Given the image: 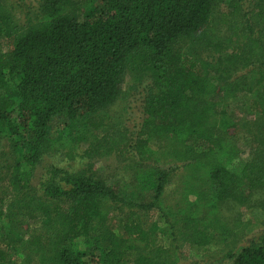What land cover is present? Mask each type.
Masks as SVG:
<instances>
[{
	"label": "trees",
	"instance_id": "1",
	"mask_svg": "<svg viewBox=\"0 0 264 264\" xmlns=\"http://www.w3.org/2000/svg\"><path fill=\"white\" fill-rule=\"evenodd\" d=\"M222 25L228 36H215ZM130 72L145 80L133 96L138 133L110 126L107 114ZM241 94L254 118L240 127L251 152L233 168L238 134L226 102ZM1 140L10 158L0 163V200L11 198L0 212V264H175L171 249L185 245L212 264L206 257L232 228L202 219L201 208L246 207L264 226V205L249 204L264 191V0H0ZM62 148L84 167L52 168L36 188L43 158ZM106 156L130 163V192L97 171ZM153 212L158 229L143 221ZM222 253L230 264H264V237Z\"/></svg>",
	"mask_w": 264,
	"mask_h": 264
},
{
	"label": "rangeland",
	"instance_id": "2",
	"mask_svg": "<svg viewBox=\"0 0 264 264\" xmlns=\"http://www.w3.org/2000/svg\"><path fill=\"white\" fill-rule=\"evenodd\" d=\"M227 4L223 2L219 8L217 9V13L223 12L227 10ZM228 30L225 26H221L220 30L215 33V36H228ZM245 73L235 74L233 75V80L230 82L232 83H239L236 79H244L246 78ZM250 75L249 77H251ZM253 77V76H252ZM145 85V80L143 79H136L135 74L129 73L124 80L123 84V94L121 99L118 100L114 105H112L108 110L107 114L109 116V125H123L126 126L131 132L138 133L140 122H141V109L137 97H133L136 95V88ZM241 94L238 96L237 100L232 103V99L226 102L228 106L227 111L231 114L233 120L235 121V132L238 134L236 137L237 146L239 148V158L235 162H233L234 166H239L243 162L247 161L250 157V142L246 134L243 133V130L240 129L241 123L243 119L253 120V115H247L245 111H247V100L244 102ZM228 103V104H227ZM232 122V121H231ZM88 142L85 141L83 143V147H87ZM6 150V151H5ZM7 141L1 140L0 141V163L4 162L5 160L9 159L10 155L8 153ZM4 152L7 154L4 155ZM3 153V158H1V154ZM67 149L62 148V150H57L54 153L49 154L47 157L43 158L42 163L39 165V168L36 171V177L33 180V184L36 188L40 189L42 181L48 177V172L52 168H63L72 171H76L84 167L86 161L77 160L71 161L67 158ZM129 162V161H128ZM125 163H122L120 160H117L113 156H106L102 158H97L95 160V166L97 171L107 180V182L113 186L121 187L123 190H128L130 192L131 189L125 187L123 185L124 181L132 178L130 175V163H127L125 167ZM2 177H6V172L4 170L0 171ZM43 176V180L41 177ZM130 177V178H129ZM7 181L0 183V199L5 197ZM179 192V188L176 187L175 190L170 191L169 197L173 201L176 194ZM39 193L38 196H40ZM11 198V197H10ZM10 198L6 199L5 201L0 200V212H4L6 205L10 201ZM194 196H191L190 199H193ZM250 205H264V191L258 190L256 193L251 197L249 202ZM220 207L214 211V213H210L207 210L201 208L199 210V216L206 220L211 221L213 219H218L219 221L226 223L229 227L232 228V233L230 238H225L226 242L222 245L219 249L221 253H217L214 256L206 257V261L210 263L219 262L220 264H230V260H226L227 257L225 256L224 251H230L231 253H236L240 250V248L247 246L250 242L256 240L261 241L264 237V226L262 223H253L249 216L247 215V208L242 206L231 205L228 206L224 211H219ZM151 214V213H150ZM224 217V218H222ZM228 220L227 222L224 220ZM239 220L240 222H236ZM40 220L35 221H27L23 227L24 228H37L40 226ZM145 225H150L151 229L160 227L158 214L153 212L152 215H145L143 219ZM159 231V230H157ZM162 238L164 240L165 245H170L171 240L168 237H165L164 234L161 232ZM219 237H217L213 242L218 241ZM214 245H212V248ZM172 254L175 258V264H191L197 262L199 263H206L202 261V257L206 256L204 251L199 252L198 248L193 246L191 248L190 245L182 246L181 248H172ZM224 254V255H223ZM210 258V259H209ZM38 261L32 259L31 264H37Z\"/></svg>",
	"mask_w": 264,
	"mask_h": 264
}]
</instances>
